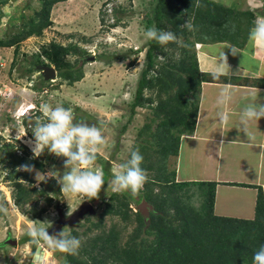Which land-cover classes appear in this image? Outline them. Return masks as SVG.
Segmentation results:
<instances>
[{"label":"trees","instance_id":"1","mask_svg":"<svg viewBox=\"0 0 264 264\" xmlns=\"http://www.w3.org/2000/svg\"><path fill=\"white\" fill-rule=\"evenodd\" d=\"M40 1V7L34 10L32 16L20 14V24H12L16 30L7 38L0 39V47L13 46L16 52L22 40L41 36L43 30L52 24L50 13L53 5L66 0ZM6 2L7 0H0V14L1 5ZM202 3L207 4V7H193L194 0H154L153 11L146 23L150 28L174 32L185 45L169 43L161 46L155 41H147L144 68L140 72L132 101L129 103V120L136 107L148 103L147 106L151 108L149 122H146L140 131L141 134L145 131L144 136L148 137L146 141L149 144L141 145L140 148L143 151L148 147L160 156V164L155 168L154 177L147 178L142 190L134 198L136 204L145 199L153 206L149 209V223H146L138 210L132 212L130 198L135 196L130 192L111 193L103 201L100 216L107 214L127 220L132 214L136 226L130 239L121 246L119 232L111 227L108 232L102 231L82 242L78 256L67 254L70 264H252L254 253L264 245V197L261 189L258 191L253 219L219 216L213 212L216 182L176 180L175 170H167L165 166L169 156L177 155L181 135L191 133L196 121L201 77L195 43L210 40L238 44L237 32L243 30L241 27L249 30L253 26L254 17L250 10L236 12L234 9L213 4L211 0H202ZM112 10L116 14L124 12L121 5L113 7ZM231 14L237 18L234 31L233 24L224 22L226 15ZM187 19L192 21L194 31L181 27ZM119 21L116 16L110 27L118 25ZM166 47H169L171 52L165 50ZM85 53L86 50L77 44L63 45L51 40L40 46L27 71L39 72L38 66L52 65L57 77L72 84L82 78V66L76 63ZM172 53H177V59ZM71 55L77 56L74 61L68 59ZM150 72H155L156 75L150 77ZM39 77L43 79L40 72ZM145 90L149 91L148 96H144ZM125 129L126 124L121 131ZM21 147L28 152L25 146ZM24 156L25 154L18 159L22 161ZM4 160L6 158H0V161ZM30 163L24 164L26 167L35 166L43 170L40 160L34 158ZM108 163L109 161L101 164L105 180L101 191L112 175ZM143 167L152 168L149 164H141V168ZM25 175L17 171H11L7 175L8 180H13L12 198L18 207L27 203L31 194L44 193L43 189L27 187L19 181V176ZM26 177L28 178L27 175ZM28 180L33 182L31 178ZM52 185L56 192L61 191L55 179ZM154 185L159 186L156 192ZM193 196H196L197 205L191 200ZM95 200L96 198H93L90 201ZM52 202V197L46 196L45 205L50 206ZM45 210L46 208L37 210L31 207L24 212L39 217ZM100 221L92 222V226H100ZM70 232L73 236L76 235L74 229ZM151 235L152 239L147 238ZM28 240L30 241L26 236L22 242ZM2 245L0 242V247ZM35 248L32 244L34 251Z\"/></svg>","mask_w":264,"mask_h":264},{"label":"rangeland","instance_id":"2","mask_svg":"<svg viewBox=\"0 0 264 264\" xmlns=\"http://www.w3.org/2000/svg\"><path fill=\"white\" fill-rule=\"evenodd\" d=\"M40 0H7L1 5L0 39L7 38L16 30L12 24H20V14L32 16L34 10L40 7ZM240 0H232L231 9ZM247 0L241 1L240 8H250ZM121 5L124 12L115 13L112 8ZM154 0H124L118 4L116 0H66L53 5L50 13L52 24L45 28L41 36H31L14 47H0V205L7 208V213H0V264H30L34 250L31 241L22 242L30 226L37 228H51L58 218V213L67 215L69 207L74 211L82 202L89 201L95 210L94 214L86 215L80 225L74 228H64L70 232L74 229L81 243L93 238L102 231L108 232L111 227L119 232V244L122 246L130 239L136 223L131 214L127 220L119 216L102 215L103 201L112 193L108 184L113 176L112 169L130 158L132 151L138 150L143 157L141 164H149L152 168L146 169L147 178H153L156 167L159 166L160 156L153 149L146 147L143 151L140 146L149 144L148 138L140 133L143 125L149 122L152 110L148 103L135 108L129 120L133 92L140 72L144 68L145 50L147 41L144 33L150 27L146 26L147 19L153 11ZM119 17L118 25L110 27ZM103 17V21L101 18ZM228 25H236L237 18L226 15ZM246 26V25H245ZM243 29V30H242ZM237 36L242 38L247 29L241 27ZM228 35L230 33L228 32ZM86 38V39H84ZM54 40L63 45L77 44L87 53L79 57L76 65L82 66V78L72 84L57 77L55 80H45L39 77L38 71L29 73L27 68L34 54L40 50L42 44ZM165 50L171 52L169 47ZM173 51V50H172ZM93 57L94 60L90 59ZM177 59V53L173 54ZM77 56L71 55L69 60L74 61ZM160 60V59H159ZM149 91H144L148 96ZM41 103H49L53 107L63 106L71 109L74 122H85L89 125L102 127L106 145L101 147L94 168L101 170V164L109 161L112 174L95 201L81 200L78 196L63 191L56 192L52 185L53 179L59 183L65 172L63 157H56L45 150L40 156H34L31 141L33 134L31 126L33 119L39 115L38 107ZM29 108H32L31 110ZM126 124V129L121 128ZM155 122L152 124L154 127ZM25 146L26 151L21 147ZM25 154L22 161L18 159ZM42 162L45 176L39 181L30 182L31 171L27 165L32 159ZM182 160V159H181ZM176 158L169 156L165 161L167 170H175ZM158 164V165H157ZM180 164V163H179ZM185 162L180 166L184 169ZM11 171L22 172L28 176H19L27 187L43 189L44 193L31 194L30 200L22 207L13 202V180H8ZM32 179V178H31ZM60 188L62 185L59 183ZM154 191L159 186L154 185ZM46 196L53 199L52 205H45ZM130 198L132 212L137 210L138 204ZM133 199V200H132ZM193 196L191 200L197 205ZM35 207L39 210L46 208L39 217H33L25 210ZM60 211V212H59ZM100 221V226H92V222ZM52 234V233H49ZM9 238H16L17 244L11 246L6 243ZM147 238L152 239L153 236ZM45 259L40 264H70L67 254L49 249L44 246ZM78 256V254H76ZM75 255V256H76Z\"/></svg>","mask_w":264,"mask_h":264},{"label":"crops","instance_id":"3","mask_svg":"<svg viewBox=\"0 0 264 264\" xmlns=\"http://www.w3.org/2000/svg\"><path fill=\"white\" fill-rule=\"evenodd\" d=\"M241 1L234 8L250 10L254 20L264 17V0H247L250 8H240ZM249 30L237 39L238 44L210 40L195 43L201 77L197 116L193 131L181 135L174 156L176 180L216 182L214 214L241 219L255 217L259 189L264 197V118L250 122L251 138L241 130L240 123L244 97L255 94L258 103L264 102V51L249 46ZM225 46L239 53L233 55ZM221 51L227 57L228 74L213 79L202 70L213 68ZM223 89L232 93L231 101L223 108L229 113L226 123L220 121L221 108L217 105Z\"/></svg>","mask_w":264,"mask_h":264},{"label":"clouds","instance_id":"4","mask_svg":"<svg viewBox=\"0 0 264 264\" xmlns=\"http://www.w3.org/2000/svg\"><path fill=\"white\" fill-rule=\"evenodd\" d=\"M116 2L123 4L124 0H116ZM211 2L223 7H231L232 5V0H211ZM192 6L199 9L206 8L207 4L202 3V0H194ZM181 27L186 28L188 31L195 30L190 19H187ZM225 27H228V25H225ZM232 30H235V25L232 26ZM144 36L146 40L155 41L161 46H166L169 43L185 46L183 41L172 31L157 30L152 27L145 31ZM248 44L254 49L258 48L264 51V17H258L253 21V26L248 33ZM225 47L230 48L233 55L239 53L231 46ZM161 61H163V58H161ZM228 70L227 57L224 51H221L219 62L207 72L204 70L202 72L211 75L213 79H219L221 76L227 75ZM154 75H156L155 72L149 73L150 77ZM231 99L232 93L229 89L221 90L217 105L221 108L218 116L222 123L229 120V113L224 111L223 108ZM243 99L245 103L240 113L241 130L251 138L248 131L249 124L252 121H259L264 118V102L258 103L255 94L246 96ZM38 112L39 115L33 119L31 126L33 134L31 146L34 156H40L47 150L48 153L56 157H63L66 170L63 176L59 178V183L62 185L61 191L78 196L82 201L98 198L105 183L102 171L94 168L101 147L106 145L102 127L95 124L89 125L82 121L74 122L72 110L63 106L53 107L49 103H41ZM142 161L143 157L139 151H132L129 159L112 169V179L107 183L112 193L130 192L135 196L142 190L147 181L146 171L141 168ZM72 212L69 207L67 215L71 216ZM0 213L6 214L7 208L0 205ZM26 235L37 248L33 264H35V261H42L40 251L44 246L69 255L78 254L81 247V240L73 236L71 232L63 229L55 234H49L46 228L30 226ZM252 264H264V245L254 253Z\"/></svg>","mask_w":264,"mask_h":264},{"label":"water","instance_id":"5","mask_svg":"<svg viewBox=\"0 0 264 264\" xmlns=\"http://www.w3.org/2000/svg\"><path fill=\"white\" fill-rule=\"evenodd\" d=\"M90 59L94 60V58L91 56ZM40 69V74H42L43 78L46 80H53L56 78V70L52 65H40L38 66ZM30 171L32 173L31 178L32 180H41L45 176V172L35 166L30 167ZM153 206L149 204L145 199H142L138 206L137 210L141 213L143 218L146 220V223H149V209H152ZM95 210L92 207L91 203L89 201L82 202L73 212L71 216L68 215H62L60 214V220L56 221L50 232L48 230V233L55 234L59 232L63 227L67 226L69 228H74L76 225L81 221L84 216L88 214H94ZM58 224V225H57ZM57 225V226H56ZM6 243L15 246L17 244L16 238H9L6 240ZM37 253V248H35L34 254ZM34 254L32 256L30 264H33V258ZM40 255H43V249L40 251ZM41 261H35V264H40Z\"/></svg>","mask_w":264,"mask_h":264},{"label":"flooded vegetation","instance_id":"6","mask_svg":"<svg viewBox=\"0 0 264 264\" xmlns=\"http://www.w3.org/2000/svg\"><path fill=\"white\" fill-rule=\"evenodd\" d=\"M30 167H32V166H30ZM30 169V168H29ZM31 175H32V173H31ZM60 212V211H59ZM60 214H62V213H60ZM85 217V216H84ZM58 220H60V215H59V213H58V218H57V220L56 221H58ZM56 221H54V223L56 222ZM80 224V221H79V223L76 225V226H78ZM58 225V224H57ZM56 225V226H57ZM52 228V227H51ZM51 228H48L49 229V232H50V230H51ZM64 228H67V226H65V227H63L62 229H64ZM69 228V227H68ZM61 229V230H62Z\"/></svg>","mask_w":264,"mask_h":264},{"label":"bare ground","instance_id":"7","mask_svg":"<svg viewBox=\"0 0 264 264\" xmlns=\"http://www.w3.org/2000/svg\"><path fill=\"white\" fill-rule=\"evenodd\" d=\"M45 252V251H44ZM46 253L42 255V260L45 259Z\"/></svg>","mask_w":264,"mask_h":264}]
</instances>
